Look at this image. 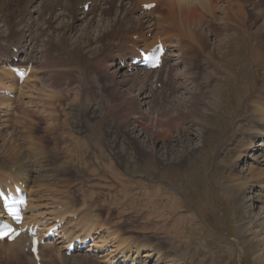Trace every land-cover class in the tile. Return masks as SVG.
<instances>
[{
  "label": "bare ground",
  "instance_id": "1",
  "mask_svg": "<svg viewBox=\"0 0 264 264\" xmlns=\"http://www.w3.org/2000/svg\"><path fill=\"white\" fill-rule=\"evenodd\" d=\"M23 1V5L26 4L27 7L21 10L17 18L30 21L21 29L18 36H16L18 41H16L13 46L18 48L19 52L15 53L12 51L13 49L8 51L7 49L0 48V64L8 67H11L9 65L25 68L32 66L30 75L24 81V83L28 85V83L34 79L33 75L36 74V70H34L37 62L34 57L35 53L41 54V52L46 51L50 54V57H54V52H80L82 44H86L87 42L91 43L94 49L98 50V53L93 59V64L97 68L105 71L106 78H108L110 84H115L118 88L126 86L123 90L125 93L123 101H127L128 99V103L127 106H123L122 103L124 112L134 111L137 106H142V110L138 117L131 119L132 122L126 124L124 122V120L127 121L125 116L128 113L121 114L122 116L118 115V119L123 120V125L142 127L139 135L135 134L134 136V132L130 131L129 133L132 134L133 136L131 137H134L136 140V144H138L137 147L142 152V159L146 160L145 165L157 172L161 169L163 171L167 169L169 173L174 174L180 171L184 162L190 163V161H198L199 157L204 153L203 150L211 136V132L214 130V118L217 114V107L220 101L218 99L215 103L210 100V103L205 104L202 109L199 99L200 94H205V89L209 88L210 84L213 82H216L211 85L209 89L211 91H208L209 93L214 92L215 95H217V93L222 91V86L220 87L219 83L223 80L225 81L222 75L228 76L233 74L237 67H245V64L249 61H255V59L258 58H260V61L261 59L264 60V57H262L264 53L261 52L263 51L262 48L261 51L260 48L257 49V46L264 44V15L259 14L256 19L251 22L248 21L250 14L247 7H245L246 5L244 6L245 0ZM8 2L11 3L12 0H8ZM152 2L156 3L154 9L149 12L143 10L144 4ZM87 3H90L88 10L85 9ZM261 3H264V1H261ZM253 4L257 6L261 5L260 2L258 3L257 1L253 2ZM251 6L252 8L254 7L252 4ZM258 18L262 19L261 21L263 24L254 32L253 28ZM65 19H69V21L65 22ZM2 22L4 26L7 24L5 17H3ZM83 22L84 24H82ZM215 23H219L218 32L216 31L217 29L213 28ZM79 26L81 28H79ZM93 29L95 32H93ZM214 33H219V37L216 38ZM36 34L41 35V37H47L44 41V50H38V43L37 41L35 42ZM134 36H136V38H134ZM213 37L215 40L214 43H212ZM158 39L162 40L169 50L171 49L170 51L168 50L169 53L164 56L165 68L161 67L155 71H145L144 76H140V74L137 73V67H134L135 69L130 68L131 59L137 56V48L148 49L156 44ZM252 39L255 40V43L251 42ZM245 45L249 47V51L246 49L245 57H242L240 54ZM72 47L75 48L73 49ZM214 48L217 50L222 49L223 51L219 52V55H217L213 53ZM26 51H29L28 55ZM205 53H208L207 57L210 58L211 65L205 62L206 60H200L201 56ZM23 55H25V57H22ZM16 58H18V63L15 61ZM199 60L202 61L200 66L198 65ZM57 62L58 61H54L53 64L58 66L59 63ZM90 62H92V60H90ZM263 65L264 61L251 67L252 72H254L253 76L255 74H260V69ZM4 66L2 71H0V90L5 88L8 93H13L21 97L23 88L19 86L20 80L14 76L10 69ZM180 68H182L181 71H179ZM201 69H209L206 74L208 77L206 81L208 84L207 87L199 83ZM70 74L73 75L71 72H64V74H60L55 78L64 79L68 76L67 78L70 79ZM257 82H254L253 92L249 93L251 96L246 98L247 102H245V104L241 99H238V102H236L238 106V111L236 110V112L241 116L235 119V129H232V132H234L231 133V137L224 142L223 147L220 148L221 155L218 156L219 161H226L227 166L226 164L224 165L226 168L219 172L218 169L222 166L219 165L218 169L214 170L210 175L213 177L212 180L216 179L219 181L218 185L220 187L217 188L220 192L219 195H225L228 199L236 201V206L239 210V214L236 217L239 222V234L249 235L251 237L246 241V244L252 246V252L257 254L255 257L256 261L264 264V170L251 167L247 170L248 175L245 174L247 171H240L239 176L237 175V172L244 162L247 163L250 159L260 162L264 157L263 154L257 156L253 154L255 157L250 156L252 152L260 150V148L256 149L255 147V140L258 137H261L259 139L261 140L259 142L260 144L258 145H264L262 141L264 140V90L259 89ZM55 83L62 86V81L56 79ZM138 85L140 86L138 87ZM131 87L137 91L136 94L133 90L131 91ZM241 87L245 90V86L242 85L240 88ZM185 88L187 91H185ZM57 89H59V87ZM115 91H117V89ZM110 92L112 91L110 90ZM132 92H134L135 96L131 95ZM207 97L208 96H205L204 99ZM53 98L57 103L59 98L55 99L54 96ZM176 98L180 99L175 103L174 100H176ZM100 99L96 102L102 105L103 100ZM213 99L215 100L216 98ZM13 100L12 97L0 94V109L4 107L12 110L13 104L15 103ZM34 100L41 102L40 97ZM61 100L64 101V99ZM73 101H76V96ZM34 102L35 101H32L31 103ZM167 102L170 103L168 109H170L172 105L176 107L175 113L170 117L163 111V105H166ZM132 103H135V105L133 106ZM105 105V107L108 108L107 112H109V115H102L103 120H105L107 116L113 119L112 111L114 109L107 106L106 102ZM154 109H157V113H154ZM83 116L85 117V115ZM86 116L88 117V114H86ZM129 119L130 117L128 120ZM192 124H194V126ZM135 126L133 128L136 129ZM113 129L114 126H112V124L111 127L106 130L100 126L98 130L99 134L95 133L96 136H92L91 134H93V132H91L85 139L79 137V141L75 145L76 152L74 153H77L79 148H81V153L85 150L89 156H91L88 148L93 147L95 142H102L106 138L104 133L112 134ZM137 131L138 130H136V132ZM191 131H195V133ZM50 133L54 135V137L52 135L51 138L57 144L61 142L66 143L64 138L67 137L68 140L70 139L69 135H72V132L69 131H64V134H60L58 131H50ZM174 133L176 135L173 137ZM2 134H4V132L0 134L1 137L4 136ZM123 135L125 148L120 151L121 155L125 157L129 156V149L133 150L134 144L125 134ZM191 135L199 136L198 140H194ZM72 136V138L75 137L74 135ZM76 139H78V137ZM85 140L90 143L93 142V146L88 145L85 149L83 146L79 147ZM111 144L112 142H109V138H107L105 143L98 145L100 147L97 149H100L101 153L97 152L98 157L95 159H100L96 162H98V165H102L101 171L107 174L113 173L116 169L114 165H117L118 162V160H116L115 163L107 166L104 153L107 151V146ZM83 145L85 146V144ZM59 152L60 153L56 154V158L60 154L56 159L58 162H61V160H59L60 157H62L63 161L68 158L65 154L66 158L63 159L64 153H61L60 150ZM133 152L134 151H132L131 154H133ZM82 154L78 156V158L80 157V161L78 162H84ZM110 154L113 156L112 149ZM26 157L28 158L29 156ZM44 157H46V159H44ZM50 158L51 156L46 153L45 156H43L45 165L52 169H45L41 162V166H38L37 170H34L26 160L11 164L9 161L4 160L2 163H5V167L1 168L8 171V174L4 172L0 174V179L3 181L0 182L2 190L6 191V189L8 187L11 188L13 184H23L26 185V190L30 189L31 191L37 192L36 200L33 196H28V206L31 205V207L38 209V211L32 214L31 217L26 216L25 223L37 224L42 233V237L47 235L56 225L68 223V225L61 228L60 234H58L59 238L56 240L58 244L65 243V241L68 243L66 245L64 244L62 248L58 247L57 244L52 245L45 243L41 245L39 248L41 264H127L130 258L132 260L131 264H133L136 257L131 256V252L134 251L138 254V257L141 255V251L143 253L147 252L145 256L141 255L142 258H148L146 260L144 259L145 261H142L141 264H148V261H152L155 256L157 257L156 264L168 262L188 264L186 259H184V255L182 253H177L180 249H178V245L176 246L175 243L178 241L179 243H177L181 245L188 244L191 239L185 235H189L192 229L186 226L192 225L195 227L199 225L197 227H200V223H203L201 217L206 209L208 211V207L212 208V205L217 202L216 199L213 201V199L210 198L212 195L209 196L211 188L206 181L197 180L194 182L202 188V191L198 194L197 201L195 200V206L187 208L181 205L182 198L180 195L183 196V191L191 188V182L194 178L188 176L187 179L179 181L178 187H173L171 184L170 188H165L155 181L148 182L147 179H145L146 181L144 182L148 185H146L148 188H146V194H149L151 197L148 198V200L151 201L153 199L152 210H148L145 214L146 220L144 218L141 219L145 222H141L136 216L135 219L137 223H139V226H134V228L132 225H124L122 220L116 223L112 222L110 213V216L107 215V218H104L100 210V205L97 203L99 200V195H97V193H85L83 195L87 200L85 201L80 200L83 198L73 194L51 190V186L48 184L56 183L60 185L63 180L57 171V167L54 168V165L49 163ZM91 158L93 157H89L92 161ZM89 159L88 161H90ZM34 161L33 159L32 162ZM224 161H221V163ZM123 162L124 160L121 161V163ZM88 164H90V162H88L87 165ZM217 165L218 163L216 166ZM116 167H118V165ZM14 169L16 173H13ZM146 169L148 168L146 167ZM42 171L45 172V175H42ZM117 177L118 176L113 175L114 179H117ZM245 178H247V180ZM123 179L124 178H120V183L123 185L122 192L125 193L127 190L125 184L131 182L124 181ZM9 180L11 181L10 183ZM116 181L117 184H119V181ZM42 182L46 183L43 184ZM45 185H48V191L44 189ZM200 188L198 187L197 191ZM256 191H260V193L255 195ZM158 198L163 201L160 213L154 211V206H156ZM44 201H52V203L43 204L42 202ZM88 201L91 203H88ZM256 201L261 203V206L258 205L260 207V214L252 215L250 211L247 210L249 208L248 203L253 206ZM131 203H133V201ZM33 210H31V208L29 210L28 208V212ZM0 213V216H2L1 202ZM161 213H163V216ZM46 214L49 215L50 218H48L46 222H41L42 216ZM138 215L143 216L140 214ZM160 215L162 217H160ZM156 217H160L162 220L157 221L155 219ZM110 220L112 224L109 223ZM195 220H200L201 222L199 223L197 221L196 223ZM148 226L151 227L148 228ZM122 227L126 231L122 229ZM141 227H143V229L145 228L146 231L153 229H156L158 232L159 230L161 231V234L159 232L160 236H152L155 237V241H158L155 243L156 245L153 247L148 246V243L153 239L150 235L148 239H138L131 235L133 232H136L134 235H138L139 237L146 235L148 237L145 233L146 231H142L143 229ZM136 228L140 230H136ZM195 229L197 228L195 227ZM208 237L210 236L208 235ZM79 239L82 241L91 239L93 243L90 244V247L88 250H85L84 253L68 256V248L75 240ZM173 241L176 242L173 243ZM91 247H93V249H91ZM106 247H111L112 252L109 255L100 256V259L85 254L90 251L95 253V251H100ZM174 248H176L175 251L173 250ZM186 256L189 255L186 254ZM103 257L105 260H101ZM193 260L191 259L192 262ZM0 264H37V261L31 253L30 239L27 234L20 235L14 242H0Z\"/></svg>",
  "mask_w": 264,
  "mask_h": 264
},
{
  "label": "rangeland",
  "instance_id": "2",
  "mask_svg": "<svg viewBox=\"0 0 264 264\" xmlns=\"http://www.w3.org/2000/svg\"><path fill=\"white\" fill-rule=\"evenodd\" d=\"M256 1L260 2L261 5L257 6L253 4V2ZM261 1L264 0H245L244 6L246 5L245 7H247L250 14L248 21L251 22L252 20L256 19L259 14L264 15V3H261ZM23 3V0H12L11 3L8 2V0H0V44L6 45V41L8 38L15 39L21 29L29 23L30 20L25 21L27 19L20 18V20L17 18L21 10H24L27 7V5H23ZM251 4L254 6L253 8ZM3 17H5L7 20V24L5 26L2 22ZM261 20L262 19L258 18L257 22L255 21L256 24L253 28L254 32L260 28L261 24H263ZM64 21L68 22L69 19H65ZM82 24H84V22ZM218 26L219 23H215V26L213 27L214 29H217V32L219 31ZM79 28L81 27L79 26ZM93 32H95L94 29ZM36 35H38L37 37L39 45V47L37 48L39 50H44V41L47 39V37H41V35L39 34ZM215 37H219V33H216ZM212 41V43H214V37ZM251 42L255 43V40L252 39ZM257 47V49L260 48V51L262 48L263 51L261 52L264 53V44ZM72 48L74 49L75 47ZM246 49L249 51V47L245 45V47H243L241 50L240 55L242 57H245ZM213 51V53L219 55V52H222L223 50H217L216 48H214ZM97 53L98 50L94 49L92 44L87 42L86 44L81 45L80 52L71 51V53H68L57 51L53 53L54 57H50V54L46 51L41 52V54H36L35 59L37 61V68L34 69L36 70V74H34L33 76L34 79H32L31 82L28 83V85L26 83L20 85V87L23 88L24 93L22 91L21 97L16 96L17 99L13 98V101H15V103L13 104L12 110L10 108L4 107L0 109V130L2 131H0V134L4 132V134H2L4 136L1 137L0 135V174L2 172L8 174V171H5L3 168H1L5 167V163H2L4 160L9 161L10 164L14 162L19 163L22 160H26L34 170H37L38 166H41L42 162L45 169H52L50 167H47V165H45V161L43 160V156H45V153L49 154V156H51V158L49 159V163L54 165V168L57 167V171L59 172V175L63 180H61L62 182L60 185H57L56 183L48 184L49 186H51V190H54L55 192L63 191L66 194H73L75 196L83 198L80 200L85 201H87L83 196L85 193H97V195H99V200L97 201V203H99L100 205V210L103 213L104 218H107V215H109L110 213L111 216H109L112 217V222L116 223L122 220L124 225H132L133 227H137V225L139 226V223H137V220L135 219L136 216L140 219L141 222H145L141 219H145V214L147 213V211L152 210L153 199L151 201L148 200V198L151 197L149 196V194H146V190L148 188L146 187V182H144L146 181L145 179H147L148 182L155 181L158 182L157 184L163 185L165 188H170L171 184L173 187H178L179 181L187 179L188 176L194 178L191 182V188L183 191V196L180 195V197L182 198L181 205L187 208L195 206L197 196L202 191V188H200V186L195 184L194 182H196L197 180L206 181V183H208L209 187L211 188L209 196L211 194L212 195L210 198L213 199V201L216 199L217 202L212 205V208L208 207V211L206 209L201 217V219L203 220L202 224L200 223V220H195L196 223L197 221L200 223L201 228L197 227L199 225L195 226L197 229H195V227H193L192 225L186 226L194 230L190 231L189 235L191 236L187 234L185 235L187 237H190L191 239L188 244L181 245L178 244V241V243L176 241H173V243L176 242L175 245H178V249H180L177 251V253H182L184 255V259H186L188 264H263L256 261L255 257L257 256V254L252 252V246L246 244V241L251 237L249 235L239 234V222L238 219H236L239 214V210L236 206V201L228 199L225 195H219L220 192L217 190V188L220 187L218 185L219 181H217L216 179L212 180L213 177L210 174H212L214 170H217L219 165H222L218 169L219 172L226 168L224 166L226 164V161L221 160L224 161L223 163H221V161L218 160V156L221 155L220 148L223 147L224 142L228 138H230L232 135L231 133L234 132H232V129L234 128L235 119L241 116L236 112V110L238 111L236 102H238V99H241L244 104L245 102H247L246 98L250 97L251 94L249 93L253 92L254 82L258 81L257 86L259 87V89L264 90V65L260 69V74H255L253 76L254 72H252L251 70V67L256 66L264 60L261 59L260 61V58H258L255 59V61H249L245 64L246 66L244 65L245 67H237L233 74H230L228 76L222 75L225 81L223 80L221 83H219V86H222V91L220 93H217V95H215L214 92L209 93V91H211L209 90L211 88V85L216 82H213L212 84H210L209 88L205 89V94H200L199 99L202 109L205 104L210 103V100L211 102L213 101L215 103L218 99L220 101L217 107V114L214 118V130L213 132H211V136L207 141L205 149L203 150L204 153L199 157V160L197 159L198 161L195 162L190 161V163L184 162L181 166L180 171L172 174L169 173L167 169H165V171L161 169L157 172L151 170L149 166L145 165L146 160L142 159V152L137 147L138 144H136V140L134 139V137H131L133 135L135 136V134L139 135L142 127H136L135 125H123V120L118 119V115L122 116L121 114L128 113L125 116V119L127 121L124 120V122L125 124L128 122H132L131 119L137 118V116L141 112L142 106H137L134 111H128L127 113L126 111L124 112L123 106H127L128 103V99L127 101H123V97H125V93L123 90L124 88H126V86H123V88H118L115 84H110L108 78H106L105 71L103 69L97 68L93 64V59ZM205 54L201 56L202 59L200 58V60H206L205 62L211 65V60L207 57L208 53ZM90 60H92V62H90ZM200 60L198 62L199 66L202 64V61ZM54 61H58L57 63H59V65L56 66L55 64H53ZM1 68L0 70H2ZM181 70L182 68L179 69V71ZM207 70L201 69V75L199 78V83L203 86L205 85V87L208 86V84L206 83V81L208 80V77L206 75ZM64 72H71L73 75L70 74V79L67 78L68 76L64 79L55 78L60 74H64ZM139 74L143 76L144 72L139 71ZM56 79L58 81H62V86L55 83ZM242 85L245 86V90L243 89V87L240 88V86ZM139 86L140 85H138V87ZM58 87L59 89H57ZM116 89L117 91H115ZM110 90L112 92H110ZM132 90L135 92V94L137 93V91H135V89L131 87V91ZM185 91H187L186 88ZM134 92L131 93L132 96H135ZM204 95L208 97L204 99ZM53 96L55 97V99L59 98V100H57V103L53 100ZM75 96L76 101L74 102L73 100ZM38 97L41 98V102L34 100ZM213 98L216 99L214 100ZM61 99H64V101H62ZM99 99L103 100L102 105L101 103L96 102ZM178 99L180 98H176L174 102L176 103ZM32 101L35 102L31 103ZM105 102L107 106H110L112 109H114L112 111L113 119H111L110 116H107L106 119L103 120L102 115H109V112H107L108 108L105 107ZM132 104L133 106L135 105V103ZM168 105H170V103L168 102L166 105H163V111L168 114V117H170L175 113L176 107L172 105L171 108L168 109ZM154 111V113H157V109H154ZM86 114H88V117L86 116ZM83 115H85V117ZM129 117L130 119L128 120ZM111 124L112 126H114L113 132L112 134L104 133L106 135V138L102 142H95L93 146V142L90 143L89 141L85 140V142H83L85 146L83 144L79 145V147L83 146L84 149L88 145L93 146L88 148L90 150L91 156H89V154L85 150H83L82 154L81 148H79V151L77 153H74L76 152L75 145L79 141V137L85 139V137L91 132H93V134H91L92 136H96L95 133L99 134L98 130L100 129V126L104 130H106L111 127ZM192 125L194 126V124ZM134 126L136 127V129L133 128ZM136 130L138 131L136 132ZM50 131H58L60 132V134H64V131H69L72 132L71 134L75 137L72 138L73 136L69 135L70 139L67 140V137L64 138L66 143L61 142L57 144L54 140H52L51 137L53 134L50 133ZM129 131L134 132L133 135L130 134ZM191 132L195 133V131ZM123 134H125L126 137L134 144L133 150L129 149V156L125 157L121 155L120 151L121 149L125 148ZM175 135L176 134L174 133L173 137ZM77 137L78 139H76ZM191 137H193L194 140H198L199 138V136L196 135H191ZM107 138H109V142H112L111 145L107 146V151L106 153H104V156L106 158L105 160H107V166H110L111 164L115 163L116 160H118V167H116L117 165L115 164L114 166L116 169L113 171V173L109 174L101 171L102 165H98V162H96L100 159L95 160L96 157H98L97 152L101 153V150L97 149L100 147L98 145L105 143ZM260 138L261 137H258L255 140V147L256 149L260 148V150L257 152H252L251 156L253 157L261 154L264 155V145H258L261 141L259 140ZM262 141L264 142V140ZM67 142L69 145L67 144ZM111 149L113 156L110 154ZM59 150L61 151V153H64L63 159L66 158L65 154L68 157L64 161L62 160V157H60L59 160H61V162H58L56 160L60 155L59 154L56 158V154L60 153ZM132 151H134L133 154H131ZM79 153L82 154L84 162H78L80 161V157L78 158V156L81 155ZM253 154H255V156ZM26 156L29 157L27 158ZM89 157H93L91 158L92 161L89 159ZM33 159L35 160L34 162H32ZM44 159H46V157H44ZM88 159L90 161H88ZM123 160L124 162L121 163V161ZM88 162H90V164L87 165ZM260 162H256L254 159H250L247 163L244 162L237 172V175L239 176L240 171H247L251 167L258 170H264V157ZM217 163L218 165L216 166ZM146 167L149 170L146 169ZM41 173L42 175H45L44 171H42ZM245 174L248 175V171ZM113 175L118 176L117 179H115L119 181V184H117V181L113 178ZM120 178H124V181L126 180L127 182H131L125 184V187L127 186V190H124L125 193L122 192L123 185L120 183ZM166 178L171 179L172 181ZM245 179L247 180V178ZM42 183L45 184L46 182ZM48 185L44 186V189H47V191L49 189ZM196 187L200 188L198 190L199 192L197 191ZM258 193H260V191H256L255 195ZM31 195L33 196V198H35V200L37 199V192L32 191ZM132 201L133 203H131ZM89 202L90 201H88V203ZM162 202L163 201L158 198V205L156 204V206H154V211L159 213L161 212ZM42 203L47 204L52 203V201H44ZM260 204L261 203L258 201H256L255 205L253 206L248 203L249 208L247 210L250 211L252 215H259V206H261ZM31 209H34V212H37L38 210L34 207H31ZM31 214L32 212H29L27 216H31ZM138 214L143 216H139ZM161 215L163 216V213H161ZM161 215L160 217H162ZM160 217H156L155 219L157 221L162 220L160 219ZM42 221L44 222L46 221V219H42ZM109 223L112 224L111 220L109 221ZM150 227L151 226H148V228ZM141 228L143 229V227ZM122 229L124 228L122 227ZM136 230L140 229L136 228ZM142 231H146V229L144 228ZM159 232L161 234L160 230ZM159 232L156 229L146 231L145 233L148 235V237L146 235H142L140 237L138 235H134L136 234V232H133V234L131 235L137 237L138 239H148L153 235L160 236ZM208 235L210 237H208ZM152 238V240L148 243L149 247H153L154 245H156L155 243L158 242L155 241V237ZM58 246L62 247L63 244H59ZM175 249L176 248H174L173 250L175 251ZM96 252L97 251H95V253H87V255H92L93 257H97L100 259V256H105L106 254L109 255L112 252V248L108 247L102 249L101 251H99V253ZM146 254L147 252H144L142 253V256H145ZM186 254L189 256H186ZM190 254L192 257L190 256ZM131 255L138 256L136 252L131 253ZM189 257L192 260L194 259L193 262ZM144 259L146 260L148 258L143 257L141 261H145ZM156 259L157 257L155 256L152 261H148V264H156ZM101 260H105L104 257L101 258ZM141 263L142 262H138L136 264ZM175 263L176 262H168L164 264Z\"/></svg>",
  "mask_w": 264,
  "mask_h": 264
},
{
  "label": "snow or ice",
  "instance_id": "3",
  "mask_svg": "<svg viewBox=\"0 0 264 264\" xmlns=\"http://www.w3.org/2000/svg\"><path fill=\"white\" fill-rule=\"evenodd\" d=\"M4 235H7V233H4Z\"/></svg>",
  "mask_w": 264,
  "mask_h": 264
}]
</instances>
